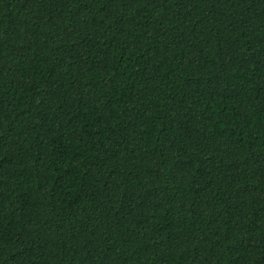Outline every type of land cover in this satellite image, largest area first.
I'll list each match as a JSON object with an SVG mask.
<instances>
[{
    "label": "trees",
    "instance_id": "16d2710c",
    "mask_svg": "<svg viewBox=\"0 0 264 264\" xmlns=\"http://www.w3.org/2000/svg\"><path fill=\"white\" fill-rule=\"evenodd\" d=\"M0 264H264V0H0Z\"/></svg>",
    "mask_w": 264,
    "mask_h": 264
}]
</instances>
